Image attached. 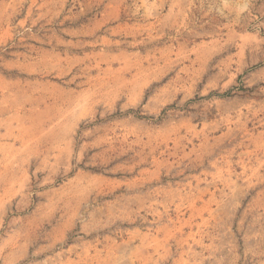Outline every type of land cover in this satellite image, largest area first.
<instances>
[{
  "label": "rangeland",
  "instance_id": "1",
  "mask_svg": "<svg viewBox=\"0 0 264 264\" xmlns=\"http://www.w3.org/2000/svg\"><path fill=\"white\" fill-rule=\"evenodd\" d=\"M0 264H264V0H0Z\"/></svg>",
  "mask_w": 264,
  "mask_h": 264
}]
</instances>
